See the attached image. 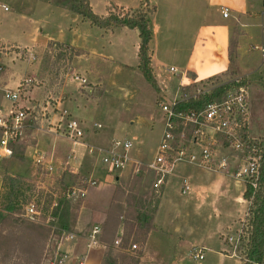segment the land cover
Returning <instances> with one entry per match:
<instances>
[{"label": "rangeland", "instance_id": "obj_1", "mask_svg": "<svg viewBox=\"0 0 264 264\" xmlns=\"http://www.w3.org/2000/svg\"><path fill=\"white\" fill-rule=\"evenodd\" d=\"M47 1L52 2L53 6L48 7ZM141 1L91 0L94 10L99 12H105L108 4L135 10L139 8ZM150 1L151 5L155 6V11L150 19L152 22L151 66L158 81L157 86L162 91L157 92L136 68L123 69L117 67V70L116 65H109L108 62L92 58L91 63L86 62L84 65L99 66L103 83L99 89H94L91 92L87 89V83L81 81L83 77L81 71H83L84 65L83 62L77 60L79 67L76 65L75 71L68 75L65 91L69 95L73 94L76 100L85 106L91 120L100 124L98 132L91 134L90 139L96 145L102 146L110 144L114 140H128L132 143V147L128 151L130 159L139 158L144 163L150 162L156 154L161 132L164 129L165 117L159 106L161 95H164L162 97L167 103H171L172 96L177 91L181 79L185 76L184 80L186 81L191 75V77L196 76L202 80L197 84L185 87L186 93H195L196 88L203 87L208 90L218 85L243 83L249 98L250 124L247 127V135L250 137L257 135V138L253 137L257 140L264 139V136L258 135L264 134V62L259 56V50L255 48V46L264 44L263 0H252L254 5L249 7L251 12L248 13L247 17H244V21L246 20L249 25L242 30L239 27L240 21L231 15V18L222 17L220 8L215 5L216 1L213 2V0ZM71 3V0H0V37L18 39L22 45L30 46V34L35 26L53 34H56L60 28L64 29L75 25L87 26L86 23H82L84 19H79L73 23L70 14L64 15L65 12L63 13L62 8L71 10ZM2 5L6 6L8 10H4ZM37 7H41V9ZM23 15H25V19ZM36 20L40 22L38 25L34 24ZM153 23L154 33L152 31ZM96 31L99 29L96 28ZM240 38L248 45L245 47L248 48L247 53H251L246 56V59L238 56L237 49ZM227 39H229V49L236 48L234 50L236 58L229 62V69L225 72L224 70L228 68L227 56L224 52ZM216 43L223 48L222 52L218 53ZM12 50L13 48L4 52L9 55ZM32 51L39 57L40 78L37 79L32 74L31 67L33 64H37V61L29 62L31 53L26 52V50L19 51L17 63L23 66L24 77L19 81L23 90L20 91V101L16 107L21 106L23 110H27V118L22 121L23 125L29 124L32 128L38 126L46 128L44 112L47 110L44 107H47V103L52 104L51 102H54L50 98V94L56 95L54 89H56V84L60 82L59 79L63 75L62 70L65 69L67 61L72 58L75 52L74 49L65 48L58 44H53L49 49L43 50L39 56L37 48L34 47ZM9 62L8 60L5 62L1 60L0 73L4 72L6 66L10 64ZM4 63L7 65L5 66ZM82 65L83 68H81ZM28 66L29 70L26 68ZM10 67L11 65L6 69H10ZM170 68H174L175 72H169ZM20 72L22 71L20 70ZM15 75V70H13V75L10 77L11 83H15ZM27 79L30 80L29 83H25ZM48 88L51 90L47 91ZM1 94L3 93H0V99ZM3 100L6 102L3 106L4 110L9 114L14 106L7 98L4 97ZM32 103L36 108H25L24 105L32 106ZM4 110L1 108V111ZM1 114L4 113L1 112ZM26 134L27 132L11 144L12 154L6 158L7 163L5 162L6 159H0V166L6 167L4 172L1 170L0 264H58L57 259L63 257V248L66 246L63 244L59 246L60 225L58 218L54 219L50 215L54 207L53 204L55 205L61 197L67 200L64 193L69 190L71 181L82 183L88 179L89 174L85 172L84 174H79V172L73 174L69 170V166L59 168L54 166L51 173L40 168L35 164L34 158L25 156L23 138ZM1 136L2 128L0 127V138ZM19 140L21 141L19 142ZM220 148L227 147H217L218 150ZM231 151L228 152L234 156L237 155L235 151ZM223 154L218 153L219 156ZM186 165L190 164L178 163L177 166L185 167ZM6 173L12 175L10 179H4ZM107 175V172L96 175L97 184L91 186L90 191L99 190L103 181H108L110 177V181L114 182V178L111 176L114 174H111L110 177ZM75 176L78 178L76 179ZM155 177L150 171H145L140 176L129 173L122 176L120 182L116 184L117 191L115 194V198L117 197L122 203L113 202L111 215L123 214L129 219L137 213H144L147 218L152 217L153 210L159 202V197H156L158 194L152 190ZM7 182L18 187L17 207L13 212H6L1 208L5 203L3 202L4 195L9 190L7 186L6 188L2 186L3 183ZM165 182L163 198H170L180 203L181 206L184 204L187 209L188 221L183 222V226L185 227L188 222L193 223L195 219V233L186 231L184 233L185 239L192 241L193 238L198 239L203 231H211V225H215L219 220L218 214L213 216L211 225L206 224L200 216L202 210L197 212L196 209L198 194L195 193V203L193 202L194 198L191 199L194 192L189 191L190 193L181 194L179 186L182 185V180L177 175L168 177ZM46 193L53 196V203L47 211L44 210L48 201L45 200ZM203 196L206 197L205 194ZM67 201L71 203L69 227L72 230L81 199L72 197ZM29 204L34 205L37 211L35 216H26V207ZM194 208L195 218L193 217ZM206 208L204 207V211ZM102 224L100 236H104ZM133 225V228H128L131 232L128 238L119 243V245L129 248L130 251H121L114 242L106 244L102 262L112 259L116 261V264H134L133 258L137 257L140 251V241L144 237L145 229H136L135 225L139 226V224ZM239 228L240 226L237 229ZM236 230L234 228V230L227 232L228 234L220 237L226 243L229 252H231V245L228 244L226 238L228 235H234ZM23 231L32 233L30 239L33 242L30 244L31 246L27 245L32 247V255L29 257H26L20 249H14V237H19L17 234L21 235ZM209 234V236H205L206 251L204 250L202 260L192 258L188 253L190 249L188 250L187 246L175 253V247L172 245L170 251L167 252L172 257L174 255L178 257L175 264H237L238 259L235 257L228 259L220 256L218 247V245H222L220 239L217 234ZM133 244H136V248L131 247ZM65 261L66 259L63 260V262Z\"/></svg>", "mask_w": 264, "mask_h": 264}, {"label": "crops", "instance_id": "obj_2", "mask_svg": "<svg viewBox=\"0 0 264 264\" xmlns=\"http://www.w3.org/2000/svg\"><path fill=\"white\" fill-rule=\"evenodd\" d=\"M213 2H215V5L220 8V11L223 6L227 7L229 11V16L227 18H229L231 15V17H234V19L240 21L239 27H241V30L242 28L248 27L249 23L246 22V20L244 21V17H247L248 13L251 12V9L249 7H253L254 5V3H252V0H213ZM89 4L95 14H106L107 6L105 12H99L94 10L91 0H89ZM47 6L52 7L53 3L47 1ZM37 8L41 9V7ZM44 8L46 7L44 6ZM62 10L63 13L65 12L64 15L70 14V17L73 19V23H76L79 19L83 20L80 15L72 12L71 10H67L65 8H62ZM23 18L25 19V15H23ZM242 20L244 22H241ZM83 22L86 23L87 26L80 27L78 25H75L64 29L60 28L56 34L45 32L43 28L35 26L34 30L30 34V46L22 45L18 39H7L0 37V62L1 60H3L4 62L8 60L10 61L9 65H11L8 71L6 68H8L9 65L4 63L5 66H7L4 72L0 73V84L2 85V87L0 88V93H3L4 89H16L19 86L18 84L20 79L24 77L22 68L23 66L17 63L19 51L26 50V52L31 53L29 55V62L37 61V64H33L31 68L33 70V76L38 79L40 78V61L39 57H37L36 54L32 51L34 47L39 50V52H37L38 56L40 55V53H42L43 50L47 48V44L51 41L58 44H63L66 48L74 49L75 54H73L72 58L67 61L65 69L62 70L63 75L59 79L60 82L57 84L55 83L56 89L54 90H56V95L52 96V93H49L50 98L54 102H51L52 104L47 103V107H44L45 110H47L44 112V114L46 115H44L46 128H43L41 126L32 128V126H30L29 124L24 125L22 134H25L26 132L27 134L23 138V145H25V156L27 155V158L31 157L35 160V157L37 155H45L46 159L52 160V162L54 163L53 166H56L58 168L61 166L66 167L65 162L67 159V155L70 151H74L75 158L69 161V170H71L73 174H78V172L79 174H84V172L88 173V178L97 180L96 175L98 176L100 175V173L107 172L104 166L98 160L90 157L87 154V150L85 147L77 144H72L69 140L62 137L61 135L53 134L51 130L53 131L54 129H57V126L60 124L61 120L67 118L63 116V112L65 111L68 117H73L79 120L84 125V127L86 128L84 141L87 144L102 148H108L111 145L112 141L110 142V144L102 146L96 145L94 141L90 139L91 134L98 132V129L93 126V124L96 122L91 120V117L89 116L85 106H82L81 103L77 101L73 96V94L69 95L66 93L65 89L68 84V75L71 72L75 71L74 67L76 65L77 67H79L77 60L83 62L84 65L86 62L91 63L92 58L108 62L109 65H116V69L117 67L123 69H138L137 54L139 47V36L136 29H130L126 26L119 25L114 26L111 29L104 30L90 25V23L86 20H83L82 23ZM39 23L40 22L38 20L34 21L35 25H38ZM96 28L99 29V31H96ZM152 31L154 33V23L152 26ZM216 44L218 47V53L222 52L223 48L220 47L218 43ZM245 47H248V45L245 41H243V39L240 38V40L238 41L237 51L239 53L238 56H241L244 59H246V56L248 54H251L247 53L248 48ZM12 48L13 50L10 51L9 55L8 53L4 52L8 49L11 50ZM224 52H226L228 62V68H224L225 70L223 69L226 72L229 69L230 62L229 39H227ZM83 65L81 68H83ZM26 68L27 70L30 69L29 66ZM13 70H15L16 73V75L14 76L15 83H11L10 80V77L13 75ZM20 70L22 72H20ZM81 73L83 75L81 81H85V83H87L88 88H86L91 92L94 89H99V87H101L103 80L101 79L99 66L95 65L94 67L93 65H84L83 71H81ZM191 76L186 81L184 80L185 76L181 79L182 81L179 83L177 91H175L172 96L173 99L185 92L183 91L185 90L184 87H188L202 80L198 79L196 76ZM89 77H91V79H89ZM74 78H76V76H74ZM38 89L40 90L41 88ZM22 90L23 88H21V91ZM50 90L51 89L48 88L47 91ZM159 91L162 90L159 88ZM162 96L164 95H161V100L163 101L164 99ZM3 98L4 96L3 94H1L0 113L2 112L4 113L3 116H7L8 113L5 112L3 107L6 102L3 100ZM24 106L25 108H36L33 103L32 106ZM1 108L4 111H1ZM46 112H48V114H46ZM249 124L250 114L248 126ZM252 130L254 129L252 128ZM258 135L264 136V134ZM24 139L26 140L24 141ZM20 141L21 140H19V142ZM219 150L221 151L219 152ZM219 150L217 149V147L215 148L216 155L218 156H216L217 158L226 156L229 159V167L225 172L218 173L192 164L186 165L185 167H179L177 166V164L173 173L168 176L171 177L177 175L182 180V184L184 181H187V183L190 185V192H194L192 195L193 197L191 198H194V203L195 193L198 194L196 209L197 212L202 210L200 216H202V220H204L206 224L211 225L213 216H215V214H218L219 220L215 225H211V231H203L202 233H200L198 239L193 238L192 241H187L188 239H185L184 233L186 231L195 233V219L193 223L188 222L185 227L183 226V222L188 221V216H186L187 209L184 204H182L181 206L180 203H177L170 198H163L166 182L163 183L157 193L158 196L156 197H159V202H157V206L153 210L154 212L152 217L147 218V215H145L144 213H137V215H134L133 217L128 219L127 216H123V214H121L115 230V238L113 242L115 240L121 241L122 237L129 232V227L133 228V224H139V222L136 220L137 217H140V224L139 226L135 225V228L145 229V241L143 243H140L141 248H139V252H141V254L139 255L137 264H175V261H178V257H176L175 255L172 257V255L168 253L172 248V245L175 247V253L177 251L183 250L186 246L188 250L193 246H197L206 251V245L204 244V240H206L205 236L207 237L210 235L209 233H214L217 234L218 238L220 239L221 236H224L227 232H230V230H234V228L236 230L238 226L241 225L242 221H245L248 209V202L243 197L245 184L241 179L235 177V172H237L239 170V167L244 164V161L242 160L240 155L235 154L236 156H234L230 152H228L231 151L228 148H220ZM218 153H224L225 155L223 154L222 156H219ZM6 158H2V160ZM131 159L142 162L139 158ZM7 161L8 160L6 159L5 162L7 163ZM5 168L6 167L3 165L0 166V188L2 184L1 170L4 172ZM143 172L135 176H140ZM127 173L134 175L132 172L131 164L128 165L125 169L115 173L114 175H111L107 172V176H113L114 182L110 181V177L108 181H103L102 187L99 190L95 189L93 191H90L91 186L87 188L85 197L81 199L80 206L71 230V232L77 234L80 239L77 240L75 245H72L73 242H66L65 244H63L66 246V248L63 249H66L69 254L66 258V261L62 264H78L81 260V256H84V264H102V259L107 244L102 241L103 235L99 237L100 245L93 249L87 248V236L94 225H99L101 227L102 223V229L104 230L103 232H106L111 225L110 216H118L111 215V205L113 206V202H119V204L122 203L120 200H118L117 197L115 198V194L117 191L116 184H118L120 182V178ZM181 186H179V189L181 188ZM203 194H205L206 197H204ZM204 207H207L205 211ZM193 217L195 218V208ZM122 218L123 220H121ZM185 228H187L188 230ZM220 242L222 244L218 245L220 256L222 258L227 257L228 259L234 258L233 256H231L230 252L227 251L226 243L222 239H220ZM118 246L121 251H130V249L126 248L124 245V248L120 247L121 244ZM241 263L242 262L238 259L237 264Z\"/></svg>", "mask_w": 264, "mask_h": 264}, {"label": "built area", "instance_id": "obj_3", "mask_svg": "<svg viewBox=\"0 0 264 264\" xmlns=\"http://www.w3.org/2000/svg\"><path fill=\"white\" fill-rule=\"evenodd\" d=\"M2 8H8L2 5ZM224 18L229 16L227 7L221 8ZM259 51L261 60L264 62V45L255 47ZM34 58V57H33ZM175 72L174 68L169 69ZM30 80H25L29 83ZM237 82V81H236ZM218 85L211 89L196 88L195 93L183 92L177 96L171 103L160 101L159 106L164 113V129L157 146L154 158L148 163H142L130 159L128 155L132 143L128 140H114L108 148L95 147L84 141L85 127L77 119L68 117L64 111L62 119L57 129L51 132L69 140L72 144L83 146L87 150V154L98 160L110 174H115L128 165H132V172L138 175L143 171H150L156 177L152 184V190L158 193L160 187L171 175L178 163H188L198 167L206 168L214 172H225L229 167V159L226 156L217 158L215 148L224 146L235 151L244 160V164L235 173V177L241 179L244 183L249 184L253 189L257 187L259 177L260 161L263 156L262 140H257L247 135L249 108H248V91L244 86H237L228 90L220 99H210L202 104V106L181 110L179 106L183 102L192 99L199 101L201 98L210 96ZM22 84L14 89H4L3 96L7 98L14 106L7 116L0 113V127L2 128V136L0 138V159L11 156V144L22 135L23 124L27 118V110L22 107H16L20 101V91ZM29 109V108H26ZM96 129L100 128V124L94 123ZM75 158V152L70 151L67 155L66 166L69 161ZM40 168H44L51 173L53 170L52 160H47L45 155H37L34 160ZM97 184V180L88 178L82 182V185L70 186L69 190L64 193L65 199L70 200L76 197L78 200L83 199L86 195L87 188ZM181 193L187 194L190 191V185L184 181ZM26 216H35L37 211L33 204L26 207ZM242 221L240 228L234 235L227 236V242L231 245V256L238 258L241 262H246L244 256V246L242 242ZM101 227L94 225L87 236V248L93 249L100 245ZM59 246L66 242H73L75 245L80 237L70 231L61 230L59 234ZM118 247L120 241H114ZM136 248V245H132ZM194 259L202 260L204 249L193 246L188 252ZM69 252L64 249L62 258L57 259V263L61 264L68 257ZM78 264H84V256L80 257Z\"/></svg>", "mask_w": 264, "mask_h": 264}, {"label": "trees", "instance_id": "obj_4", "mask_svg": "<svg viewBox=\"0 0 264 264\" xmlns=\"http://www.w3.org/2000/svg\"><path fill=\"white\" fill-rule=\"evenodd\" d=\"M71 11L80 15L82 19L87 20L90 25L108 30L114 26H126L130 29H136L138 31L139 36V47H138V69L142 73L145 80L157 91L159 92V88L157 86L156 77L154 75L153 69L150 65L151 62V50H150V41L152 38L151 32V16L155 11V6L151 5L149 0H142L140 2L139 8L133 10L124 8L122 6H117L113 4H108L106 14L99 15L95 14L91 6L89 4V0H71ZM121 10V11H120ZM125 10V11H123ZM53 44H58L53 41L47 44V49L51 47ZM62 47H65L63 44H58ZM66 48V47H65ZM234 47L230 49L229 52V61L235 60L236 55L234 56ZM197 84V83H196ZM237 86H243V83H236L234 85H221L213 90L210 96H206L201 98L199 101L195 100H188L187 102H183L179 109L181 110H189L195 109L200 106L206 101L210 99H220L225 93ZM196 87V86H195ZM185 88V87H184ZM183 91H187L186 89ZM262 140L263 145V156L260 161L259 167V177H258V184L255 189H253L249 184H245V191L243 194L244 199L248 202V209L247 214L245 217V222L242 228V242L244 246V256L247 259L246 262H242V264H264V139ZM7 175L4 176V179H10L12 175L6 173ZM9 176V177H8ZM77 179L78 177L75 176ZM12 180V179H11ZM70 186H77L82 185L81 182L75 183L71 181ZM6 188L8 187V192L4 195L3 198V207H1L6 212H13L17 207V193L18 187L13 185V183L9 184L3 183V186ZM40 198H42L40 196ZM45 200L47 204H45L44 210L47 211L48 207H50L53 203L52 199L53 196L48 195L46 193ZM16 200V201H15ZM80 204V202H79ZM71 203L67 200H64L62 197L59 199L58 202L53 204L51 217L54 219L58 218V222L60 225V231H70L69 227V220H70V208ZM80 206V205H79ZM118 216H111V225L110 228L104 232V236H102V241L107 244H112L115 236V230L117 224L119 222ZM136 220L140 224V217H137ZM59 231V234H60ZM106 233V235H105ZM131 234L130 230L127 234H125L121 242L126 238L128 235ZM19 237H14V249H20L22 253L29 257L32 255V247L30 248L27 245H30L33 241L30 239L32 237V233L28 231H23V234L19 235ZM127 236V237H126ZM146 233L144 234L143 239L140 241L143 243L145 241ZM125 239V240H126ZM31 246V245H30ZM120 247L124 248L123 245ZM141 252L137 254V257H134V264L138 263L139 255ZM104 259V258H103ZM102 264H116L115 260H103Z\"/></svg>", "mask_w": 264, "mask_h": 264}, {"label": "water", "instance_id": "obj_5", "mask_svg": "<svg viewBox=\"0 0 264 264\" xmlns=\"http://www.w3.org/2000/svg\"><path fill=\"white\" fill-rule=\"evenodd\" d=\"M263 7H264V0H263Z\"/></svg>", "mask_w": 264, "mask_h": 264}]
</instances>
